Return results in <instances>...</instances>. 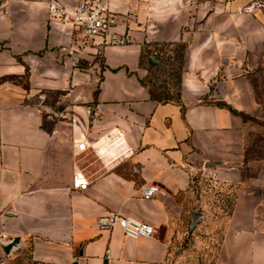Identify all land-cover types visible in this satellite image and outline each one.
Returning a JSON list of instances; mask_svg holds the SVG:
<instances>
[{
    "label": "crops",
    "instance_id": "1",
    "mask_svg": "<svg viewBox=\"0 0 264 264\" xmlns=\"http://www.w3.org/2000/svg\"><path fill=\"white\" fill-rule=\"evenodd\" d=\"M47 1L0 0V264H169L175 231L201 218L204 181L231 203L214 263L264 264V185L245 162L244 119L260 112L247 70L264 56V10L235 13L249 0H108L112 30L131 42L95 37L74 68L59 55L71 38L48 21ZM174 42L185 46L179 98L159 102L141 82L140 54ZM151 184L158 191L142 199ZM111 212L156 233L100 230ZM13 238L6 254L1 243Z\"/></svg>",
    "mask_w": 264,
    "mask_h": 264
},
{
    "label": "rangeland",
    "instance_id": "2",
    "mask_svg": "<svg viewBox=\"0 0 264 264\" xmlns=\"http://www.w3.org/2000/svg\"><path fill=\"white\" fill-rule=\"evenodd\" d=\"M242 9L239 11L238 8L235 13H245ZM184 50L185 46L180 42L148 44L142 48L140 64L146 74L141 82L154 96L169 100H175L178 96ZM247 71L260 112L258 116L244 117L247 124L245 162L252 169V174L259 175L255 179L262 178L264 185V56L257 67ZM200 188L204 199L200 209L201 218L196 224H186L175 231L169 264H215L230 206L228 202L219 200L218 194L223 189L212 181L201 182Z\"/></svg>",
    "mask_w": 264,
    "mask_h": 264
},
{
    "label": "built area",
    "instance_id": "3",
    "mask_svg": "<svg viewBox=\"0 0 264 264\" xmlns=\"http://www.w3.org/2000/svg\"><path fill=\"white\" fill-rule=\"evenodd\" d=\"M256 9L264 10L263 0H249L242 10L251 12ZM46 10L48 21L60 24L70 35L71 42L59 45L58 52L71 67L78 66L79 60L83 58L95 37H102V43L99 45H121L131 42L129 35L118 34L112 30L116 21L108 0H76L71 6H66L58 0H48ZM84 147V142L77 143V149L83 150ZM72 185L84 189L88 182L78 170H74ZM157 191L156 185H146L143 187L141 198L149 199ZM96 226L106 231L119 228L122 234L130 239L150 238L156 233L153 225L116 212L98 217ZM105 253H108L107 249Z\"/></svg>",
    "mask_w": 264,
    "mask_h": 264
},
{
    "label": "trees",
    "instance_id": "4",
    "mask_svg": "<svg viewBox=\"0 0 264 264\" xmlns=\"http://www.w3.org/2000/svg\"><path fill=\"white\" fill-rule=\"evenodd\" d=\"M150 96L152 97V99H154V100H156V101H159V102H167V101H177L178 100V98H179V94H178V96L176 97V99L175 100H169L168 98H161V96H159V97H156V96H154L153 95V93L150 91ZM161 98V99H160ZM214 184H216L218 187H220V188H222L221 187V185L220 184H217V183H214ZM221 193V194H220ZM220 194V195H219ZM219 194H218V196H220L219 198V200L220 201H223L224 203L225 202H228L229 203V206H230V200H229V196H228V193H225V191H224V189L221 191V192H219ZM225 194H226V196H225ZM230 211V210H229Z\"/></svg>",
    "mask_w": 264,
    "mask_h": 264
},
{
    "label": "water",
    "instance_id": "5",
    "mask_svg": "<svg viewBox=\"0 0 264 264\" xmlns=\"http://www.w3.org/2000/svg\"><path fill=\"white\" fill-rule=\"evenodd\" d=\"M158 234L163 235L162 229L157 230ZM18 242L17 238H13L11 240H8L7 242H2L1 246L6 254L10 253L15 247Z\"/></svg>",
    "mask_w": 264,
    "mask_h": 264
}]
</instances>
